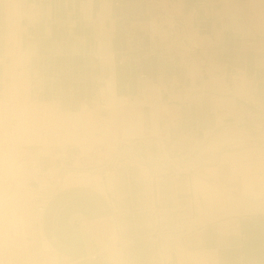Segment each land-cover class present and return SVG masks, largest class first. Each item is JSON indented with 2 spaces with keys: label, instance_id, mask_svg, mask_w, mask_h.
Masks as SVG:
<instances>
[{
  "label": "crops",
  "instance_id": "crops-1",
  "mask_svg": "<svg viewBox=\"0 0 264 264\" xmlns=\"http://www.w3.org/2000/svg\"><path fill=\"white\" fill-rule=\"evenodd\" d=\"M239 105L264 0H0V264H264Z\"/></svg>",
  "mask_w": 264,
  "mask_h": 264
},
{
  "label": "rangeland",
  "instance_id": "rangeland-1",
  "mask_svg": "<svg viewBox=\"0 0 264 264\" xmlns=\"http://www.w3.org/2000/svg\"><path fill=\"white\" fill-rule=\"evenodd\" d=\"M239 113H244L246 114V112L249 111V117L246 119H242L240 121H242V123H238V126H240V128H236V129H244L245 132H247L248 136H247V145L248 146H261L264 148V117L263 115H259V113L257 112H253L254 108H250L244 105H239V107L237 108ZM256 123H260V126H257ZM237 126V125H236ZM249 130V131H248ZM212 136H202L201 140H200V145L201 148L204 149L206 147H208V145L210 144V142H212L213 140H211ZM21 143V142H20ZM44 143V142H43ZM11 147V145H9ZM238 145H233L230 148L229 151L235 150ZM193 146H192V150L189 148H186V152H191L193 151ZM15 152V151H14ZM11 158L14 157H9V159L11 160ZM10 162V161H9ZM54 184L50 185V184H43L41 189H40V193H38V191L34 194V196L38 193V195L34 198V202L37 205V209L39 208V206L44 203L45 199L48 200L49 197V191L55 189ZM7 189L9 190V193L14 192L15 190H20L21 188L17 186V183L15 182H9Z\"/></svg>",
  "mask_w": 264,
  "mask_h": 264
},
{
  "label": "built area",
  "instance_id": "built-area-1",
  "mask_svg": "<svg viewBox=\"0 0 264 264\" xmlns=\"http://www.w3.org/2000/svg\"><path fill=\"white\" fill-rule=\"evenodd\" d=\"M47 202H48V200L45 199L44 203H42V204L39 206L38 209L41 210V211L44 210V208H45Z\"/></svg>",
  "mask_w": 264,
  "mask_h": 264
},
{
  "label": "bare ground",
  "instance_id": "bare-ground-1",
  "mask_svg": "<svg viewBox=\"0 0 264 264\" xmlns=\"http://www.w3.org/2000/svg\"><path fill=\"white\" fill-rule=\"evenodd\" d=\"M35 128H36V126H35Z\"/></svg>",
  "mask_w": 264,
  "mask_h": 264
},
{
  "label": "trees",
  "instance_id": "trees-1",
  "mask_svg": "<svg viewBox=\"0 0 264 264\" xmlns=\"http://www.w3.org/2000/svg\"><path fill=\"white\" fill-rule=\"evenodd\" d=\"M250 232V231H249Z\"/></svg>",
  "mask_w": 264,
  "mask_h": 264
}]
</instances>
